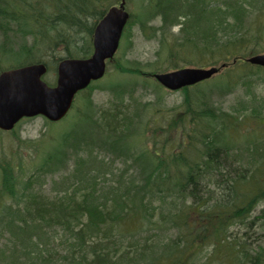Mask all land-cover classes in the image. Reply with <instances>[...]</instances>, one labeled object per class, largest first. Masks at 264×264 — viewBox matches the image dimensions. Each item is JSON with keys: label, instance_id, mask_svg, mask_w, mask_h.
Masks as SVG:
<instances>
[{"label": "trees", "instance_id": "1", "mask_svg": "<svg viewBox=\"0 0 264 264\" xmlns=\"http://www.w3.org/2000/svg\"><path fill=\"white\" fill-rule=\"evenodd\" d=\"M118 1L0 0V29L7 38L8 30L15 35L27 27L34 46L36 38L47 42L49 59L35 60L23 44L21 64L44 62L43 79L53 84L59 60L92 52L97 21ZM244 2L252 7L251 0H145L122 37L134 23L145 31L158 18L163 62L170 65L161 69L219 62L230 79L217 73L209 89L232 92L249 69L264 70L244 61L264 50V0L254 14ZM156 64L144 75L158 71ZM93 82L76 93L65 130L41 134L27 177L0 159V264H191L208 245L221 263L264 264L262 242L251 246L243 232L264 221V101L252 93L229 112L214 107L209 92L186 93L195 84L183 88L182 113L166 129L149 131L137 121L135 93L125 89L89 115ZM48 178L54 189L45 191ZM54 243L62 247L48 248Z\"/></svg>", "mask_w": 264, "mask_h": 264}, {"label": "rangeland", "instance_id": "2", "mask_svg": "<svg viewBox=\"0 0 264 264\" xmlns=\"http://www.w3.org/2000/svg\"><path fill=\"white\" fill-rule=\"evenodd\" d=\"M143 1L145 0H125V8L129 13H131V15H133L134 19L136 18L135 22H137L138 15L143 9ZM260 1L261 0H251L252 7L249 6L247 2H244V6H246L249 11L254 14L257 12V9H259L258 2ZM260 19V26L264 28V12L262 13ZM148 22L152 28L145 31H143L137 23H134V25L130 27L128 31L129 33L127 32V34L121 38L119 48L114 54L112 61H110V64L106 66L104 76L92 83L90 95L92 101V110L88 113L89 115L93 116V114L96 112L95 110H97L98 107L108 106L110 100H112V96H114V91L118 90V88H120L119 90L121 91L125 89L127 92L135 93L133 105L138 108L139 114L137 121L139 123L141 121L146 123V126H148L147 129L149 131H152L154 127H163L166 129L172 115H180V113H182V106H180V104L185 95V93L183 94V89L171 91L164 89L159 85L164 90L161 91L156 87L157 83L152 78L144 75V73L152 71L151 69L154 63L159 65L160 68L158 71H166L171 69H161L170 65L167 62H163V56L165 52L160 42L159 31H157V27L160 26L158 18ZM152 29L156 30L155 33H153ZM177 30L178 26H174L171 29L173 33L177 32ZM2 32L3 31L0 29V71L5 68L21 64L25 56H27L25 55V51H21L23 44L26 47L27 45L32 47V49L30 48V53L34 54L35 60H47L50 58L51 52L47 48V42L45 45L44 42H41V40L36 38V45L34 46L33 34H28L29 29L27 27L23 28L21 33L19 32L15 35V32L10 34L11 31L8 30L7 38L2 34ZM83 41H86V39L82 35L81 42ZM259 52H264V50ZM116 61L121 64L120 66H124L129 70L121 71L117 69L118 67L116 65ZM180 64L184 63L180 62ZM219 64V62L213 63V65L216 66ZM210 65L212 64L204 65L201 63L198 65L192 64L188 66L207 68ZM136 67L141 69L143 72H140L141 74H139L131 70V68ZM250 71L251 70L249 69L248 73H250V75L246 83L242 81V79H244L242 78V82L240 81L238 86H236L232 92H221V90L217 92L219 88L214 87L212 93L209 89L208 81L211 80L209 79L204 80V85L202 86L199 85L201 83H198V87L189 88L186 93L190 92V94L194 95L199 91L209 92L213 98L214 107L219 106L220 108L229 112H232L239 107L238 103L240 99L243 100L246 98V95L252 93L257 99L264 101V70L259 69L258 73H252L253 71ZM51 73L52 74L50 75L52 76V79L55 78V76H53V72ZM218 75L221 77L223 82H225L227 79H230L228 78L230 73L226 70H221L218 72ZM239 79L240 78L237 80ZM112 86L118 87L111 88ZM76 106H79L77 108L83 107L85 112L86 108L80 99L77 100ZM74 111L70 115L68 112L67 115L61 120L53 123L50 122L49 124H45L46 120L42 116L24 118L18 122L12 132L0 131V159L4 157L3 160H10L14 168L17 167L16 165H18V168H21L20 171L23 173L19 174L18 169H14L17 173V176H21L22 178L27 177L30 172V168L36 165L34 164L37 160V156L35 154L42 149L41 145L38 144L41 134L43 133L44 135L48 136L51 135V133L53 134L57 131L62 133L65 130L69 120L73 117L72 115L74 114ZM87 111H89V109H87ZM238 111L242 112V109H239ZM169 113L171 114L168 117ZM42 186L45 191L54 189L52 180L49 178L42 182ZM6 202L7 200L3 202V205ZM3 205L1 208H3ZM259 210L260 207L256 208L252 216L258 214L260 212ZM235 229L237 232V228ZM249 230L250 229H243V232H248V236L250 237L248 243L251 246H255L259 242H262V245L264 246V221H262L261 224L257 222L256 226L251 231ZM160 238L166 239L168 238V235L166 233H162ZM55 239H57V242L61 240L58 238ZM1 241H3V239H1ZM53 245L54 246L49 245L48 248L59 249L62 247L59 244V247H57L56 243ZM219 260V254L214 252L211 245H208L205 246L202 251L191 260V264H227L224 259L222 263ZM234 264L239 263L235 262Z\"/></svg>", "mask_w": 264, "mask_h": 264}, {"label": "water", "instance_id": "3", "mask_svg": "<svg viewBox=\"0 0 264 264\" xmlns=\"http://www.w3.org/2000/svg\"><path fill=\"white\" fill-rule=\"evenodd\" d=\"M125 0L109 7L93 29V51L85 58H64L58 62L54 85H48L42 75L44 63H33L10 68L0 73V130H11L23 117L42 115L49 121H58L72 105L74 95L91 80L105 71L106 59L113 57L123 26L129 14ZM246 61L264 66V52L246 58ZM224 66V65H221ZM219 67H182L167 72H156L154 78L168 89H179L195 84L217 73Z\"/></svg>", "mask_w": 264, "mask_h": 264}]
</instances>
